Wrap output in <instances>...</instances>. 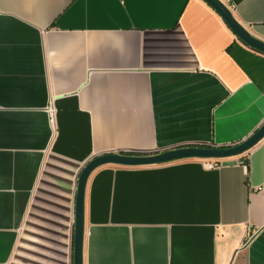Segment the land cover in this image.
<instances>
[{
  "label": "crops",
  "instance_id": "0c3cea01",
  "mask_svg": "<svg viewBox=\"0 0 264 264\" xmlns=\"http://www.w3.org/2000/svg\"><path fill=\"white\" fill-rule=\"evenodd\" d=\"M221 1L264 41V0ZM263 125L264 55L202 0H0V264H73L95 157ZM214 163L94 171L83 264H264V141Z\"/></svg>",
  "mask_w": 264,
  "mask_h": 264
},
{
  "label": "water",
  "instance_id": "95a60500",
  "mask_svg": "<svg viewBox=\"0 0 264 264\" xmlns=\"http://www.w3.org/2000/svg\"><path fill=\"white\" fill-rule=\"evenodd\" d=\"M202 1L209 5L222 18L239 41L248 48L264 55V41L256 38L247 27L239 23L228 5L221 0ZM263 141L264 125L247 140L229 147H185L148 156H130L111 153L95 157L85 166L78 180L73 264H83L86 186L91 174L97 169L104 166L125 168L153 167L187 160L206 162L228 160L248 154Z\"/></svg>",
  "mask_w": 264,
  "mask_h": 264
},
{
  "label": "built area",
  "instance_id": "2783aa9c",
  "mask_svg": "<svg viewBox=\"0 0 264 264\" xmlns=\"http://www.w3.org/2000/svg\"><path fill=\"white\" fill-rule=\"evenodd\" d=\"M47 112H48L49 122H50L51 126H54V124H55V109H54L52 104L49 105ZM208 165H209V168H214L216 166V164L212 161L209 162Z\"/></svg>",
  "mask_w": 264,
  "mask_h": 264
}]
</instances>
